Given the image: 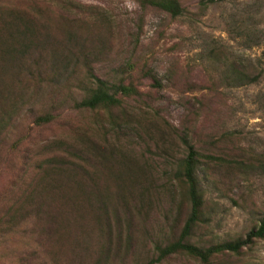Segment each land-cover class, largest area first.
Here are the masks:
<instances>
[{"label": "rangeland", "instance_id": "rangeland-1", "mask_svg": "<svg viewBox=\"0 0 264 264\" xmlns=\"http://www.w3.org/2000/svg\"><path fill=\"white\" fill-rule=\"evenodd\" d=\"M35 1L45 12L41 21L49 26L41 37L43 73L21 77L24 99L33 100L21 108L6 138L10 144L30 140L19 151L22 157L33 153L28 148L34 143L54 139L83 149L82 161L76 162L91 174L95 194L102 197L96 207L104 206L110 219L116 215L127 222L122 240L134 244L115 264H146L153 257L152 240L177 237L188 212L185 203L178 210L179 193L171 183L174 164L184 154L183 136L199 153L227 160L198 171L210 223L191 243L216 244L256 226L264 217V174L249 165L264 157V77L256 85L225 88L219 81L220 63L207 56L214 49L229 61L260 62L264 68V0H224L206 8L201 5L205 0H177L184 10L177 18L146 5V0ZM27 3L0 0V6L23 8ZM53 52H70L69 61L52 59ZM83 55L94 74L109 82L129 67L138 94L113 110L76 109L81 92L75 81L84 76ZM37 89L41 97L34 95ZM43 109L52 110L55 120L35 127L30 111ZM110 115L121 121L115 130L108 125ZM128 164L138 178L125 186L122 171ZM9 169L0 165V193L12 177ZM119 233L115 225L114 242ZM13 244L0 252V263L51 264L42 255L24 261L23 246ZM255 250L264 264L263 244ZM161 264L199 263L175 256Z\"/></svg>", "mask_w": 264, "mask_h": 264}, {"label": "trees", "instance_id": "trees-1", "mask_svg": "<svg viewBox=\"0 0 264 264\" xmlns=\"http://www.w3.org/2000/svg\"><path fill=\"white\" fill-rule=\"evenodd\" d=\"M27 1L29 4L23 8L0 6V165L6 164L12 172L5 192L0 193V246L4 245L0 252L10 248L7 243H17L25 250V256L22 255L24 261L30 257L37 260L42 255L41 259H48L51 264H115L122 258V252L133 249L134 244L131 245L128 238L122 240V226L127 222L117 220L116 215L110 219L104 206L96 207L95 201L102 203V197L95 194L91 174L76 162L82 161L83 149H76L70 140L54 139L34 143L28 148L33 153L22 157L19 151L30 140L22 138L10 144L6 138L14 128L21 108L28 100H33L24 99L26 94L20 89L21 77L43 73L39 62L44 47L41 37L47 36L49 26L40 19L45 12L39 9L37 2ZM223 1L205 0L201 5L206 8ZM146 5L172 18L180 17L184 12L177 0H146ZM69 38L74 40L73 34H69ZM64 53L53 52L51 58L62 63L69 61L66 54L71 53ZM80 58L85 62V69L82 79L75 81L81 92L73 105L76 109L113 110L122 106L123 99L138 94L130 81L129 67L120 72L116 82H109L94 74L87 57L83 55ZM207 59L220 63L219 81L225 88L256 85L264 77L260 62L246 65L241 61H229L228 56L214 49L209 51ZM146 76L150 77V74ZM39 91L37 89L34 95L41 97ZM14 112H18L16 117ZM52 112L50 109L30 111L34 126L41 128L51 124L55 120ZM119 121V117L110 115L108 125L115 130L121 123ZM180 141L184 154L174 164L171 183L177 187L180 197L177 208L180 210L185 203L187 217L177 237L150 242L153 257L146 264H161L175 256H185L199 264H260L255 247L259 243L264 247V217L244 236L210 245L191 243L195 233L210 223L198 171L210 163L223 166L227 160L199 153L186 136ZM249 167L264 174V157ZM122 172L123 185L128 186L129 182L136 184L137 170L129 165L124 166ZM133 174L135 178H132ZM131 195L139 197L138 193ZM115 225L120 232L116 242L112 240Z\"/></svg>", "mask_w": 264, "mask_h": 264}]
</instances>
